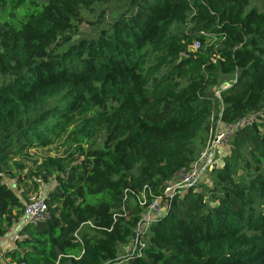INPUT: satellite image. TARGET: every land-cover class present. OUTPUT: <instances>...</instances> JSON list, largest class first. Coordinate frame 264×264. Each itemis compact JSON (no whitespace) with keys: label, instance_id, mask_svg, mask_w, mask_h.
Instances as JSON below:
<instances>
[{"label":"trees","instance_id":"1","mask_svg":"<svg viewBox=\"0 0 264 264\" xmlns=\"http://www.w3.org/2000/svg\"><path fill=\"white\" fill-rule=\"evenodd\" d=\"M223 125L209 182L164 194ZM16 225L0 264H264V0H0V239Z\"/></svg>","mask_w":264,"mask_h":264},{"label":"built area","instance_id":"2","mask_svg":"<svg viewBox=\"0 0 264 264\" xmlns=\"http://www.w3.org/2000/svg\"><path fill=\"white\" fill-rule=\"evenodd\" d=\"M198 46L197 43H194L191 47L192 50L196 49ZM244 123V120L239 121L236 126ZM235 125H223V130L214 135V138L209 137L205 147L200 152L199 157L192 161L188 169H182L179 171L176 176H174L170 181L165 184L163 193L171 194L177 191L186 189L188 186L195 184L199 181L202 170L207 166L211 167L214 165V153L217 151L218 141L220 139H227L233 132L236 127ZM151 197V189L148 186H143L140 189H133L127 187L123 190L121 206L118 210L112 213V219L114 220L117 215L121 213L125 214L126 203L127 201H132L138 205H145L147 203V198ZM158 199L152 198L147 206L146 211L143 213V222L140 226L141 230H144L147 227L148 221L153 217L155 212H159L157 208ZM48 215L46 202L43 195L30 194L27 197V200L24 205V210L19 219V224H32L44 219ZM88 225L91 228H94V225L87 221L79 225V227L74 231L73 237L76 241L82 244V240L79 235V230L82 225ZM18 225L14 228V232L17 231Z\"/></svg>","mask_w":264,"mask_h":264},{"label":"rangeland","instance_id":"3","mask_svg":"<svg viewBox=\"0 0 264 264\" xmlns=\"http://www.w3.org/2000/svg\"><path fill=\"white\" fill-rule=\"evenodd\" d=\"M222 126V125H221ZM221 126H219L218 128H217V131H216V133H219V132H221L222 130H223V127H221ZM215 133V134H216ZM215 134H213L212 133V135H211V139L212 138H214V135ZM233 134V133H232ZM232 134L227 138V139H225V140H222V139H220L218 142V148H220L221 149V152L219 153V155L222 153V151H224V150H226V149H228V139L232 136ZM42 154V152L40 151V150H38V151H36V153H35V156H39V155H41ZM218 159H214V164L215 165H217L218 164ZM209 169H210V167H209ZM209 169H207V168H205V169H203L202 170V173H201V176H200V178H199V184H202V185H204L205 183H208L209 182V177H210V171H209ZM206 170H208V172L206 171ZM5 182L11 187V188H13V189H15V182H14V180H12V179H5ZM44 187H46L45 185L44 186H39V188L37 189V191H33V192H31L30 194L32 195V194H41V195H43L44 193H45V188ZM164 204H157V208H158V210H160V212L161 211H163L164 210V206H163ZM14 231V230H13ZM13 233V235H14V239H15V237H16V235H17V231L14 233V232H12ZM6 242V241H5ZM4 241H1L0 240V255H1V249L4 251V250H6L7 248H5V244L6 243H4Z\"/></svg>","mask_w":264,"mask_h":264},{"label":"crops","instance_id":"4","mask_svg":"<svg viewBox=\"0 0 264 264\" xmlns=\"http://www.w3.org/2000/svg\"><path fill=\"white\" fill-rule=\"evenodd\" d=\"M221 152V149L220 148H218L217 147V151L214 153V156H213V158H215V159H219L218 157H220L219 156V153ZM210 167V166H209ZM209 167L207 166L206 168L207 169H209ZM17 226V225H16ZM15 226V227H16ZM15 227H13L12 229H10L9 230V232L5 235V236H3L0 240L1 241H4V243H6L4 246H5V248H11L12 246H14V235H13V233L12 232H14L13 230H14V228ZM15 233V232H14ZM6 241V242H5ZM3 243V244H4ZM3 250L1 249V252H2Z\"/></svg>","mask_w":264,"mask_h":264}]
</instances>
